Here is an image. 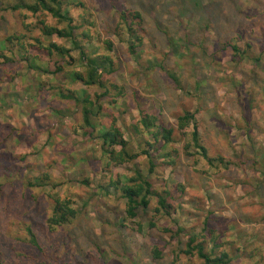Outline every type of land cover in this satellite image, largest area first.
<instances>
[{
    "label": "rangeland",
    "instance_id": "rangeland-1",
    "mask_svg": "<svg viewBox=\"0 0 264 264\" xmlns=\"http://www.w3.org/2000/svg\"><path fill=\"white\" fill-rule=\"evenodd\" d=\"M19 2L0 0L3 262L174 264L179 254L177 264H203L180 253L187 233L195 232L207 235L208 248L230 252L231 264H264V0H62L84 49L46 36L43 21L59 28L67 23L15 8ZM125 10L142 14L138 54L130 51V34L116 29ZM228 42L250 44L249 55L234 59ZM51 43L65 45L72 57L51 52ZM82 50L109 55L116 68L102 75L111 91L97 101L94 119L109 125L117 118L132 152L148 149L156 156L153 172L143 154L106 166L101 143L84 126L83 104L62 97L76 91L96 98L106 89L73 76V70L86 72ZM187 111L196 113L201 143L213 160L197 147L185 149L190 135L176 126ZM146 113L157 117L150 129L141 122ZM172 127V143L159 151L149 145L156 130ZM138 169L150 175L155 190H170L172 215H156L153 196L136 218H124L126 199L113 183ZM56 196L73 200L78 216L53 231L48 218ZM179 228L184 231L175 234ZM31 231L41 248L24 245ZM155 246L163 250L159 259Z\"/></svg>",
    "mask_w": 264,
    "mask_h": 264
},
{
    "label": "trees",
    "instance_id": "trees-1",
    "mask_svg": "<svg viewBox=\"0 0 264 264\" xmlns=\"http://www.w3.org/2000/svg\"><path fill=\"white\" fill-rule=\"evenodd\" d=\"M197 5L198 4L195 5L194 9ZM189 6L191 7L190 4ZM15 8H24L32 10L34 12L50 13L53 17L57 18L59 22L67 23V26L66 28H59L55 26H50L45 23V21H43L42 30L44 34L46 36H52L56 34L57 36L62 39H65L66 41L70 40L74 45H76L77 48H83V46H81L80 42H78V39L74 34L76 28L73 25L74 19L72 16H70L67 12L63 10L62 0H20L19 4H17ZM120 17L121 20L116 25V29L119 31L118 34L122 36L125 33H129L130 36L133 38L129 45L130 51L132 54H138V50L136 48L143 44V38L139 34V27L142 24V14L140 11L125 10L122 11ZM87 33L86 35H88ZM174 39L175 38L170 37V44L173 43ZM106 44L109 50L113 49L112 42L107 41ZM230 45V42L226 44V46ZM250 48V44H248L247 47L242 48L240 45L233 43L232 46H230L229 55H231L236 60H243L246 56L249 55ZM50 51H57L63 56H67L69 53V57H72L71 49H67L65 45L51 43ZM262 53H264V50L262 51ZM81 54L84 63L83 65L86 68V72L84 73L83 70H73V76L77 80L85 84V86L98 85L106 89L101 94H96V98L95 96L92 97L91 94L87 93L85 96L80 97L78 96L76 91H68V93H61L62 97L65 99H73L76 101V103L83 104L82 109L84 126L91 128V137L101 143L103 154L102 158L104 159L107 156L106 166H111L112 163L116 165H123L127 162L134 161L139 157L140 154H143L150 157V172H153V169L156 165L154 160L156 156H154V154L148 149H143L140 153L132 152L130 150V140L126 139L125 131L122 129L121 125L118 124L117 118H113L112 123L109 125H106L104 123H101V121L94 119V115H96L98 111L101 110L99 106L97 108L98 110L95 111L97 101H99L102 96H105L111 91L110 88H108L107 83H105L101 78L103 73L110 74L116 71L114 60L109 55L92 56L88 54L85 50H82ZM260 57L261 55L258 56V59ZM61 69H63L62 66L57 68L58 71H61ZM202 82L198 83L199 87L203 86ZM108 83L110 82L108 81ZM85 92L86 91L84 90V93ZM195 118L196 113L191 111H187L177 117V130L183 135H190L185 149L189 150L192 146L197 147L198 150H200L201 154L206 157L208 161L213 160L214 158H211L208 155V148L201 143V135L199 133V127L196 123ZM156 121L157 117L150 115L149 113L143 114L141 118L142 124H144L149 129L155 126ZM190 125H193L194 127L192 132L187 131ZM98 126L100 127V129L97 130V133H94V130H96ZM174 132L175 127L165 128L164 132H161V130H156L154 132V142L150 143L149 145L152 148H155V150L159 151L161 148L166 147L168 144L172 143ZM162 139L164 141V144H162L160 147H156V145H159V142ZM169 153L172 156V153ZM218 160L222 162L224 161V158L220 156ZM113 185L115 186L116 190L121 191L122 196L126 199L124 218H136L139 213V208H147L151 204L153 196H156L158 198V205L154 208L155 214L172 215L171 210L174 208V206L169 201V196L171 195L170 190L165 189L163 192L155 190L153 183L150 179V175H144L140 171V169L136 170V172L131 176L126 175V179L123 181L121 178H118L113 183ZM73 203V200H71L70 198H62L60 196H56L54 198L53 212L48 218V225L50 229L55 231L56 228L71 222L78 216V211L73 207ZM151 227H157V223H151ZM139 228L141 230V224ZM164 231L170 233L171 229L165 228ZM183 231L184 229L179 228L175 234H180ZM209 231L213 232V229H210ZM30 233L31 237L23 241L26 243L24 245L39 246L41 248L35 233L32 231ZM187 235H189V237L187 239L186 246L184 249L180 250V253H183L189 257L197 256L203 262V264H231V262L233 261L230 252L220 251L217 253L216 244L211 248H208L204 239L207 236L206 234L188 232ZM158 247L159 246H155L153 249V255L155 259H159L162 257L163 250H160ZM19 255H22L25 258H29V255L23 251L20 252ZM180 259V255L176 254L173 260L174 264H177ZM56 262L59 263L57 260ZM0 264H6L3 262L1 257ZM40 264L47 263H42L41 261Z\"/></svg>",
    "mask_w": 264,
    "mask_h": 264
}]
</instances>
